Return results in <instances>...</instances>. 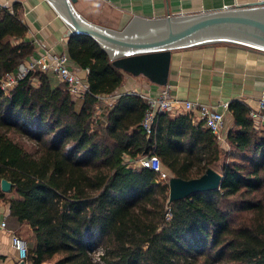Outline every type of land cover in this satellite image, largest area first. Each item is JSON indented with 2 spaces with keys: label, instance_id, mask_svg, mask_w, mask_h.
I'll list each match as a JSON object with an SVG mask.
<instances>
[{
  "label": "trees",
  "instance_id": "16d2710c",
  "mask_svg": "<svg viewBox=\"0 0 264 264\" xmlns=\"http://www.w3.org/2000/svg\"><path fill=\"white\" fill-rule=\"evenodd\" d=\"M26 32L18 3L0 8V81L33 54ZM66 53L88 69L82 97L42 71L0 87V180L18 195L11 215L32 228L26 264H264V129L250 108L228 103L230 150L190 113L157 114L147 135L145 101L116 94L123 71L100 45L69 36ZM102 94L116 95L103 120L95 119ZM151 152L171 176L212 167L220 185L169 203L168 182L129 165Z\"/></svg>",
  "mask_w": 264,
  "mask_h": 264
},
{
  "label": "crops",
  "instance_id": "0c3cea01",
  "mask_svg": "<svg viewBox=\"0 0 264 264\" xmlns=\"http://www.w3.org/2000/svg\"><path fill=\"white\" fill-rule=\"evenodd\" d=\"M258 1L264 0H75L73 6L88 21L120 30L134 15L144 18L186 15ZM14 3L19 4L20 19L27 26L24 40L34 46L33 54L25 60L38 57L45 50L66 53L68 26L48 0H0V8L12 10ZM164 58V55L149 59L141 57L128 63L137 68L132 73L123 71V82L116 94H156L166 83L170 85L172 94L180 99L208 104L240 100L250 109H259L258 99L264 87L263 51L230 43L177 48L168 52L167 64L162 70L158 64ZM142 63L148 67H145V73L143 69H138L143 66ZM71 64L83 83L88 85L87 71ZM50 74L53 81L60 84L57 77ZM159 77L165 79L164 84L154 80ZM108 96L104 99V104L109 107L116 95ZM95 107L98 108L96 105ZM102 110L100 107L96 114L103 117L106 110L100 113ZM168 113L173 116L186 112L174 110ZM224 115L223 134L226 136L233 117L228 109L224 110ZM191 116L193 123H198L196 116ZM255 124L264 129V120H256ZM17 196L13 190L5 192L0 188V264H18L10 242L12 232L25 237L28 242L32 233L29 224L19 222L10 213L9 200ZM3 220L6 222L5 227L1 226Z\"/></svg>",
  "mask_w": 264,
  "mask_h": 264
},
{
  "label": "water",
  "instance_id": "95a60500",
  "mask_svg": "<svg viewBox=\"0 0 264 264\" xmlns=\"http://www.w3.org/2000/svg\"><path fill=\"white\" fill-rule=\"evenodd\" d=\"M48 1L66 22V36L92 37L108 54L113 64L127 73L135 72L137 68L129 65L133 60L141 57L149 59L156 55L165 56L161 64H158L163 70L167 64L168 52L177 48L230 43L264 52V1L186 15L156 18L134 15L120 30L88 21L75 10V0ZM142 64L144 67L138 69H143L145 73L147 66ZM154 80L157 83L165 82L160 77ZM221 179V173L212 167H208L199 177L191 179L171 176L168 180V202L192 193L217 189ZM12 187L11 181L5 178L0 180L2 191L9 192ZM18 264L26 262L20 260Z\"/></svg>",
  "mask_w": 264,
  "mask_h": 264
},
{
  "label": "built area",
  "instance_id": "2783aa9c",
  "mask_svg": "<svg viewBox=\"0 0 264 264\" xmlns=\"http://www.w3.org/2000/svg\"><path fill=\"white\" fill-rule=\"evenodd\" d=\"M85 70L88 72V69ZM31 71L53 73L60 83L67 86L74 99L82 97L88 91V85H85L83 80L76 74L68 55L52 50H45L35 58L24 59L14 71L5 73L0 81L1 89L8 92L19 80L26 77ZM133 94L139 95L146 103V109L140 124L147 135L152 131V125L155 122L157 114L182 110L196 116L202 122L203 126L211 131L217 141L223 145H227L225 135L223 134V126L225 121L224 110L228 109V102L208 104L196 100L180 99L172 94L169 84L163 85L156 94L142 92H133ZM106 97L108 98L109 96L105 94L97 95L98 100L107 99ZM258 105V110L250 109L249 111L250 116L255 121L259 119L264 120V87L260 93ZM96 106L98 108L95 107V119H100V116L96 114L100 106L97 104ZM129 165L134 167H147L156 171L158 180L168 182L171 177L162 167L159 157L153 152L135 159ZM1 226H6L4 220L1 222ZM10 242L17 255L18 262L20 260H25L26 262L28 255L26 239L16 232H12ZM102 252L103 250L101 248L98 255L95 256L96 260L99 259V254H102Z\"/></svg>",
  "mask_w": 264,
  "mask_h": 264
},
{
  "label": "rangeland",
  "instance_id": "374dc122",
  "mask_svg": "<svg viewBox=\"0 0 264 264\" xmlns=\"http://www.w3.org/2000/svg\"><path fill=\"white\" fill-rule=\"evenodd\" d=\"M104 103H105L104 100H98L97 103H96V104L100 105V107L103 109L102 111H100V113H102L103 111H105L108 108V105H106ZM100 119L103 120V117L100 116ZM13 136H15V139L23 142L28 147H30L31 144H32L31 141L29 139H27L26 137H24V136H20V135H17V134L16 135L13 134ZM224 148L227 149V150H230L228 145H224ZM23 238H25V237H23ZM100 249H101V247L97 246V248L93 251V255L97 256L99 251H100Z\"/></svg>",
  "mask_w": 264,
  "mask_h": 264
}]
</instances>
